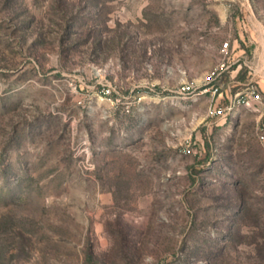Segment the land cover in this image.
<instances>
[{"label":"rangeland","instance_id":"obj_1","mask_svg":"<svg viewBox=\"0 0 264 264\" xmlns=\"http://www.w3.org/2000/svg\"><path fill=\"white\" fill-rule=\"evenodd\" d=\"M261 127L264 0H0V264H264Z\"/></svg>","mask_w":264,"mask_h":264},{"label":"built area","instance_id":"obj_2","mask_svg":"<svg viewBox=\"0 0 264 264\" xmlns=\"http://www.w3.org/2000/svg\"><path fill=\"white\" fill-rule=\"evenodd\" d=\"M229 47V42H225L223 44V48L224 50L227 51V48ZM228 52V51H227ZM226 52V53H227ZM236 62V61H234ZM229 66H226L225 62L221 64V69H225L228 68ZM192 85H185L182 89L183 91H188L192 88ZM248 91L246 93L243 92H237L236 94H234V96H232L229 99V103L228 105H226L225 107H214L213 105L210 107V113L212 115H222L224 117H226V119H228L229 116H233L235 113H237V111L240 110V108L244 107V106H250L252 104L255 103H261L263 100V95L262 93L258 90L257 87H255L254 85L250 86L247 88ZM219 91V87H215L213 90V93H217ZM259 137L260 140L263 142L264 144V127L260 128L259 131Z\"/></svg>","mask_w":264,"mask_h":264},{"label":"crops","instance_id":"obj_3","mask_svg":"<svg viewBox=\"0 0 264 264\" xmlns=\"http://www.w3.org/2000/svg\"><path fill=\"white\" fill-rule=\"evenodd\" d=\"M239 68V67H238ZM234 72H236V74L239 72V69H236Z\"/></svg>","mask_w":264,"mask_h":264}]
</instances>
